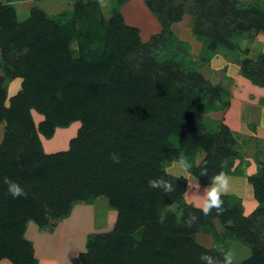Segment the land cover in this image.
<instances>
[{"label":"trees","instance_id":"16d2710c","mask_svg":"<svg viewBox=\"0 0 264 264\" xmlns=\"http://www.w3.org/2000/svg\"><path fill=\"white\" fill-rule=\"evenodd\" d=\"M260 14L255 25L264 32ZM9 16L10 9L0 6V48L6 56L0 77V124H5L0 142V259L37 264L32 245L24 238L29 222L43 229L53 227L77 202L105 198L117 213L114 229L87 243V251L79 256L81 264H201V254L222 262V251L208 250L194 239L213 228L212 219L226 232L217 243L231 236L250 248L252 257L241 264H264V240L255 228L258 220L264 231V165L247 178L258 205L248 217L223 196L219 213L213 209L204 215L186 207L179 218L171 210L182 204L186 180L167 175L168 163L188 160L199 185L206 188L224 172L228 158V152L221 151L223 133H206L197 126L198 108L192 113L190 109L203 95L187 83L178 84L177 77H184L178 69L145 57L132 72L128 55L135 49L131 50L132 36L121 22L96 39L94 54L83 49L74 61L68 46L75 18L61 24L37 11L17 25L4 22ZM13 49L18 56L9 60ZM4 78L22 80L8 106ZM184 78L210 90L201 75ZM33 111L43 117L37 127ZM73 122L81 126L68 150L44 153L40 136L49 140L56 129ZM198 152L205 158L195 168ZM113 153L119 156L118 163ZM204 169L207 175H201ZM161 176L172 181L173 192L149 187V180ZM5 177L18 182L27 195L15 199L8 195ZM191 215L197 220L187 227Z\"/></svg>","mask_w":264,"mask_h":264},{"label":"rangeland","instance_id":"374dc122","mask_svg":"<svg viewBox=\"0 0 264 264\" xmlns=\"http://www.w3.org/2000/svg\"><path fill=\"white\" fill-rule=\"evenodd\" d=\"M0 6L11 11V16L5 17L4 22L13 20L17 25L27 22L31 13L37 11L56 18L61 24L75 18L68 46L74 61L83 49L94 54L96 39L103 38L111 25L117 26L121 22L132 36L131 50L135 49L127 54L132 72H136L143 59L148 57L158 65L178 69L184 77L201 75L210 90L180 75L177 82L187 83L193 91L203 95L199 104L190 109L192 113L198 108L195 112L197 126L206 133H223L225 146L221 151L224 150L226 155L228 152V158L223 162L222 174L228 179L229 186L222 196L229 197L235 207L240 206L245 217L258 208L247 178L256 175L264 165V32L255 25L262 17L260 13L264 15V0H0ZM178 16L179 20L173 21ZM1 49L0 77H3L6 56ZM17 56L15 49L8 53L9 60ZM21 83L20 78H4L6 106L20 91ZM31 116L36 127L43 120L34 111ZM4 126V123L0 124L2 134ZM80 126L79 122H73L65 129L58 128L54 140L61 141L62 137L64 142L53 141V148L46 151L53 154L68 150L70 140L77 136ZM40 141L48 140L40 136ZM204 158L205 154L198 152L193 166H200ZM193 169L191 166L185 173L179 160H173L164 168L167 175L186 180L182 204L171 207L179 218L184 208H197L195 199L198 204L203 202V197L197 194L201 191L204 195L206 188L199 185ZM110 210L105 198L91 203L77 202L67 217L73 214L71 222L63 228V236L55 235L43 242L62 246L61 260L69 257L64 254L68 253L77 257L81 264L79 256L87 251V243L98 235L113 231ZM211 222L213 228L208 233L195 235L197 244L208 250L219 249L224 255L230 252L232 264H241L252 257L250 248L235 238L232 240L231 236L222 244L217 243L226 232L216 219ZM255 228L263 241L264 231L258 220ZM0 261L12 264L7 259Z\"/></svg>","mask_w":264,"mask_h":264},{"label":"clouds","instance_id":"9594fccd","mask_svg":"<svg viewBox=\"0 0 264 264\" xmlns=\"http://www.w3.org/2000/svg\"><path fill=\"white\" fill-rule=\"evenodd\" d=\"M112 159L114 162H119V156L115 153L112 154ZM179 166L182 171L187 173V170L191 168V164L186 159H181L179 161ZM201 175H207L206 169L202 170ZM3 183L7 186L6 192L12 198H19L26 196V192L24 188L16 181L5 177ZM229 186L228 179L223 174L215 175L211 183L206 187L205 193L202 196V208L201 211L204 215H208L213 209H216L219 213L222 211V194L227 192ZM149 187L158 188L162 190L164 193H171L175 190L174 185L171 180L165 179L163 176L158 177L156 179L149 180ZM197 220L195 215H191L189 219L186 220V226L192 227L193 223ZM233 256L232 254L226 253L224 255L223 261L213 255L210 254H201L200 261L201 264H232Z\"/></svg>","mask_w":264,"mask_h":264},{"label":"crops","instance_id":"0c3cea01","mask_svg":"<svg viewBox=\"0 0 264 264\" xmlns=\"http://www.w3.org/2000/svg\"><path fill=\"white\" fill-rule=\"evenodd\" d=\"M57 132H58V129L55 130V133H54L53 137L51 138V140L41 142L42 148H43L45 153H47V154L52 153L51 151H46V149L53 148V145H52L53 141L55 143L64 142L65 138H62V137H60L61 141L54 140V137H56ZM1 139H2V133H0V142H1ZM201 194H202V192L200 191V193H198L197 195L203 196V194L202 195ZM199 196H197V197L201 198ZM194 203L198 209L202 208L201 202H200V204H198V201L195 199ZM108 212H109L108 214L112 217V220L110 221L111 222L110 225L113 227L115 220H116V216H115L114 211L110 210ZM71 215L72 216L70 218H65L63 220L55 222V225L51 229H49L50 227H47L48 230H45V231L43 228H39L38 226H35L33 223L27 224L25 234H24V238L32 243V244L31 243L30 244L33 247L34 256L36 258L37 264H79L78 258L75 257L73 254L64 253L69 257H66L63 260L60 259L61 257H59V255L62 253V251H61L62 246L59 247V246H56V244L55 245L52 244L54 242H51V244H50L49 243L50 241L43 242L44 239L53 238L55 235H62L63 236V234H61V233L63 231V228L68 223L71 222L73 214H71ZM37 228H38V230H37ZM56 233H58V234H56ZM54 241H55V239H54ZM72 255H73V257H72ZM57 257H59L60 260H58ZM0 264H10V263L8 261H0Z\"/></svg>","mask_w":264,"mask_h":264}]
</instances>
